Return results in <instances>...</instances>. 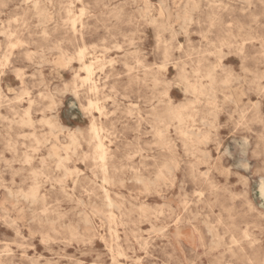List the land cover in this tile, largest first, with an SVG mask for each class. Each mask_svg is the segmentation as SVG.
<instances>
[{
    "label": "rangeland",
    "instance_id": "rangeland-1",
    "mask_svg": "<svg viewBox=\"0 0 264 264\" xmlns=\"http://www.w3.org/2000/svg\"><path fill=\"white\" fill-rule=\"evenodd\" d=\"M0 264H264V0H0Z\"/></svg>",
    "mask_w": 264,
    "mask_h": 264
},
{
    "label": "bare ground",
    "instance_id": "bare-ground-1",
    "mask_svg": "<svg viewBox=\"0 0 264 264\" xmlns=\"http://www.w3.org/2000/svg\"><path fill=\"white\" fill-rule=\"evenodd\" d=\"M80 19V18H79ZM79 25H80V23H79ZM30 51V50H29ZM83 61V60H82ZM81 61V62H82ZM40 65V64H39ZM91 63H89V64H86V63H83V68H84V70L86 71V76H85V79L86 80H90V69H91ZM219 66V65H218ZM40 67V66H39ZM178 68V67H177ZM212 68H213V66H212ZM212 71V70H211ZM211 73V72H210ZM60 75V74H59ZM169 75V74H168ZM170 76V75H169ZM3 78V77H2ZM61 78H63V77H61ZM91 81V80H90ZM5 82V81H4ZM94 82V81H93ZM88 83V82H87ZM91 83V82H90ZM93 84V83H92ZM90 87H92L93 89L95 88V85H92V86H90ZM5 88V87H4ZM179 88V87H178ZM7 89V88H6ZM10 89H12V88H10ZM212 90V89H211ZM11 91H13V90H11ZM180 91H181V88H180ZM231 95V94H230ZM192 96V95H191ZM137 106V105H136ZM93 131H94V138L96 139V147L101 151V152H103V143H102V141H101V139H100V137H99V135H98V133L96 132V130L95 129H93ZM76 132V131H75ZM244 147H245V145H244ZM147 157V156H146ZM99 159V158H98ZM101 159H102V156H101ZM101 159H99V160H101ZM102 161V160H101ZM100 162V161H99ZM12 164V163H11ZM102 164V163H101ZM94 166V165H93ZM103 167V166H102ZM201 170V169H200ZM104 172V171H103ZM111 181V180H110ZM165 201V200H164ZM143 205V204H142ZM256 206V205H255ZM177 212V211H176ZM63 225V224H62ZM108 226V225H107ZM114 227H115V225H114ZM64 228V227H63ZM109 230V229H108ZM110 231V230H109ZM174 236V235H173ZM172 236V237H173ZM109 246H110V244H109ZM110 255H111V253H110ZM184 258V257H183ZM116 260V259H115ZM111 261V260H110ZM139 262V261H138Z\"/></svg>",
    "mask_w": 264,
    "mask_h": 264
}]
</instances>
